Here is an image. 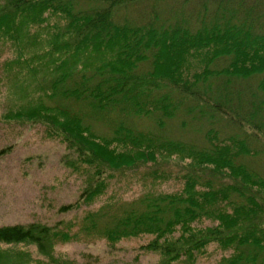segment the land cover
Wrapping results in <instances>:
<instances>
[{
    "label": "trees",
    "instance_id": "trees-1",
    "mask_svg": "<svg viewBox=\"0 0 264 264\" xmlns=\"http://www.w3.org/2000/svg\"><path fill=\"white\" fill-rule=\"evenodd\" d=\"M156 1L170 6L157 19L151 0H0V40L12 48L25 39L29 50L44 37L37 32L47 21L64 22L51 30L58 39L48 42L49 50L60 58L53 59V73L42 76L37 102L3 107L0 123L14 122L13 138L25 123L41 124L47 127L42 139L67 144L65 167L87 178L82 204L96 196L108 202L85 216L82 229L90 231L94 222L92 231L108 246L139 240L140 252L157 257L146 264H177L185 255L206 256L205 248L216 243L233 252L217 264H264V176L237 164L250 153L246 140L222 138L215 123L247 127L264 146V2L211 0L218 10L207 14L208 1L190 18L185 6L195 0H183L181 10L170 5L174 0ZM140 8L144 16L134 11ZM170 122L194 130L196 141L174 139ZM10 149L0 150V159ZM163 155L180 159L169 176L152 165ZM127 170L131 176L111 180ZM154 174L172 176L179 192H146L158 180ZM110 186L119 194L131 189V200L118 206L106 194ZM202 220L211 225L193 226ZM68 238L37 223L1 226L0 264L70 263L54 252ZM31 245L34 253L24 249Z\"/></svg>",
    "mask_w": 264,
    "mask_h": 264
},
{
    "label": "rangeland",
    "instance_id": "rangeland-1",
    "mask_svg": "<svg viewBox=\"0 0 264 264\" xmlns=\"http://www.w3.org/2000/svg\"><path fill=\"white\" fill-rule=\"evenodd\" d=\"M151 1L154 2L150 5L153 7L152 12H155L153 16L156 19L158 18L157 15H161L170 8V6L167 7L162 2L158 3L156 0ZM208 1L210 3L207 14H211L210 11L214 8L218 10L219 7L216 6V2L211 3V0H195L189 6H185V9L186 7L188 8L185 11L187 17L192 18V15L197 10L202 11L203 9H199L196 5L206 7L205 3ZM254 1L256 0H252L251 2L253 3ZM261 1L264 2L263 0ZM262 2L257 3L260 4ZM170 5L181 10L184 8V1L174 0ZM139 10L134 9L135 12L144 16L143 8ZM149 16L144 18L149 19ZM162 18H166V16ZM59 24V27H61L64 25V22L58 18H52L50 22L47 21L41 28V31L38 29L37 32H43L44 37H41V34L39 40L35 39L34 41L36 43L32 42L29 50L26 49L28 43L25 39L21 40L16 47L13 44V48L10 45H6L7 42L0 40V51H2L0 64V113L4 111L3 107L8 108L11 106L14 110L18 107L32 105L35 101L37 102L42 76L52 74L53 68L51 65L54 60L60 58L51 53L48 44V42H52L54 45L57 43L58 38H54V31L51 30H54L55 25ZM96 26H100V24ZM231 49L228 48L227 51ZM28 52H30L29 55H27ZM18 53L19 55H25L24 53H26V55L20 59ZM99 60H102L101 57H99ZM237 60L239 61L240 59L237 57ZM88 61V59H85L84 64H87ZM246 84V89L250 90L252 82L249 81ZM223 86L221 87L223 88ZM239 104L242 107L244 106V100L240 97H238L237 101V105ZM198 120L199 122L203 121L202 119ZM216 120L217 122L215 123L218 124V128L216 127V129L222 138L226 139L230 136H235L237 137L236 141L246 140L247 142V149L250 153L241 155L240 160H237V164L244 165L250 168V170H255L264 176V146L252 140L251 133L253 131L246 127L242 132L239 129L236 130L231 124L226 123L225 120L218 118ZM142 123L138 124L140 125V130L143 129ZM25 124L19 130L18 135L13 138L14 122L13 124L3 121L0 123V150L11 148L9 154L5 158L0 159V226L17 224L30 225L31 223H37L43 227L47 225L48 227L59 228V234L63 237L68 234L71 236L69 240L64 239L68 243L57 242L54 245V252L57 257L72 261L69 263L62 260L64 264H94L98 259L99 264H133L137 261L140 264H146L156 261V256L147 255L139 251L141 245L139 240L121 242L116 247L108 246L104 239L99 238L92 231L94 229V222L90 227V231L81 228L87 214L95 213L104 208V206H108L107 198L96 196L92 203L89 202L90 204L87 205L82 204L80 199L86 188L87 178L80 174L81 172L75 174L65 167L63 158L69 153L66 149L67 144L54 139L50 141L42 139L45 137L43 130H47L46 126L31 122ZM148 127L151 130L154 129V126ZM168 129H170L169 134L174 136V139L175 137L185 136L186 139H190L189 142H192L196 141L198 137V133H195L194 130L192 131L193 133H189V131L187 132V128L184 126L181 128L178 124H174V122H170ZM260 139L264 141V138L260 137ZM179 161L178 156L168 157L163 155L158 158L157 163L152 165L163 168L164 171L162 173L164 174H167L168 171L166 176H169L170 167L173 165L178 166ZM132 172L127 170L121 175L112 177L111 180L118 178L126 179L123 176ZM139 174L140 172H134V177H137ZM128 176H131V174ZM153 176L158 180L144 188L146 192H152L154 194H159L160 192L174 194L179 192V184L172 176V179H161V175L156 176L155 174ZM94 187L96 191L99 190L96 185L93 186V189ZM106 192V194L111 195L115 203L119 202L118 206L132 198L131 189L126 191L122 188L119 194L117 190L111 189L110 186ZM75 203H78L79 209L77 208L67 213L60 212L61 207ZM108 215H112V213L108 212ZM99 222V220L96 221L97 228L101 226ZM210 225V220H202L193 226L198 229H203ZM28 247L31 248L24 249H27L31 253H34V250L37 249L32 245ZM204 252H207L204 257L201 254L197 255L194 253V256H197L196 260H193L194 258L189 259L185 255V258H182V261L177 264H217L222 257L233 253L230 249H222L216 243L207 246Z\"/></svg>",
    "mask_w": 264,
    "mask_h": 264
}]
</instances>
